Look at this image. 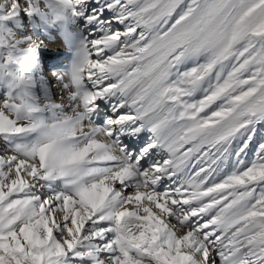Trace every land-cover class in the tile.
I'll return each mask as SVG.
<instances>
[{"label": "snow or ice", "instance_id": "1", "mask_svg": "<svg viewBox=\"0 0 264 264\" xmlns=\"http://www.w3.org/2000/svg\"><path fill=\"white\" fill-rule=\"evenodd\" d=\"M0 89V264H264V0H0Z\"/></svg>", "mask_w": 264, "mask_h": 264}, {"label": "bare ground", "instance_id": "2", "mask_svg": "<svg viewBox=\"0 0 264 264\" xmlns=\"http://www.w3.org/2000/svg\"><path fill=\"white\" fill-rule=\"evenodd\" d=\"M53 42L49 43L48 50L42 52L41 60H42V72L45 77L50 80L51 91L59 94V86L57 81L53 78L52 73L55 70L56 65L66 64L68 62V49L64 45L62 38L53 34L51 37ZM3 89H0V94H2ZM59 99V95L57 96ZM260 129H264V125L257 126V135L256 140L264 137V130L261 132ZM254 144L250 146V148H254ZM253 156V152L249 151V158Z\"/></svg>", "mask_w": 264, "mask_h": 264}, {"label": "rangeland", "instance_id": "3", "mask_svg": "<svg viewBox=\"0 0 264 264\" xmlns=\"http://www.w3.org/2000/svg\"><path fill=\"white\" fill-rule=\"evenodd\" d=\"M58 95H59V94H58ZM58 95H57V96H58ZM260 130H261V132H263L262 130H264V129H260Z\"/></svg>", "mask_w": 264, "mask_h": 264}]
</instances>
